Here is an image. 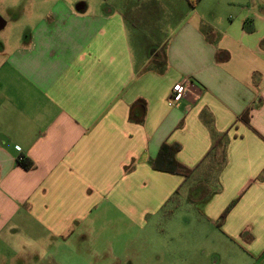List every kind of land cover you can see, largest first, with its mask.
<instances>
[{
    "label": "crops",
    "instance_id": "obj_1",
    "mask_svg": "<svg viewBox=\"0 0 264 264\" xmlns=\"http://www.w3.org/2000/svg\"><path fill=\"white\" fill-rule=\"evenodd\" d=\"M0 26V245L185 200L264 264V0H0ZM163 144L191 177L153 168Z\"/></svg>",
    "mask_w": 264,
    "mask_h": 264
},
{
    "label": "rangeland",
    "instance_id": "obj_2",
    "mask_svg": "<svg viewBox=\"0 0 264 264\" xmlns=\"http://www.w3.org/2000/svg\"><path fill=\"white\" fill-rule=\"evenodd\" d=\"M189 206L184 200L171 223L163 213L139 223L119 212L94 214L83 230L55 241L45 232V239L27 247V253L16 240L10 247L0 245V264H251L234 245L223 244L214 227L200 223Z\"/></svg>",
    "mask_w": 264,
    "mask_h": 264
},
{
    "label": "trees",
    "instance_id": "obj_3",
    "mask_svg": "<svg viewBox=\"0 0 264 264\" xmlns=\"http://www.w3.org/2000/svg\"><path fill=\"white\" fill-rule=\"evenodd\" d=\"M190 4L196 5L200 0H188ZM243 121H245L247 124L250 123V114L249 111L244 114L242 117ZM215 145V143H214ZM181 145L180 144H163L155 161L153 162L152 166L155 170L166 172V173H172L181 175L185 178L191 177L193 170L182 165L178 162L176 159L177 153L180 151ZM18 163L25 169L29 170L32 168V162L29 160H24L22 158L18 159ZM173 200V198H172ZM237 200L232 202L227 209L223 212V214L220 217L219 225H221L229 212L232 210L234 205L236 204Z\"/></svg>",
    "mask_w": 264,
    "mask_h": 264
},
{
    "label": "built area",
    "instance_id": "obj_4",
    "mask_svg": "<svg viewBox=\"0 0 264 264\" xmlns=\"http://www.w3.org/2000/svg\"><path fill=\"white\" fill-rule=\"evenodd\" d=\"M188 92L187 86L184 85V83L179 82L174 85L172 93H171V98L169 102V106H174L176 102L182 100L184 97H186Z\"/></svg>",
    "mask_w": 264,
    "mask_h": 264
},
{
    "label": "water",
    "instance_id": "obj_5",
    "mask_svg": "<svg viewBox=\"0 0 264 264\" xmlns=\"http://www.w3.org/2000/svg\"><path fill=\"white\" fill-rule=\"evenodd\" d=\"M77 7H79V8H80L81 6L79 5V6H77ZM0 27H1V26H0Z\"/></svg>",
    "mask_w": 264,
    "mask_h": 264
}]
</instances>
